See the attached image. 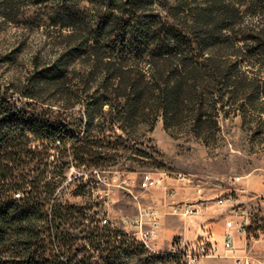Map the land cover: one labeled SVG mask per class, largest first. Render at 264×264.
Returning <instances> with one entry per match:
<instances>
[{
    "label": "trees",
    "instance_id": "trees-1",
    "mask_svg": "<svg viewBox=\"0 0 264 264\" xmlns=\"http://www.w3.org/2000/svg\"><path fill=\"white\" fill-rule=\"evenodd\" d=\"M0 15L51 46L0 87V264H124L138 250L62 198L66 170L147 156L160 118L211 145L239 117L264 145V0H0Z\"/></svg>",
    "mask_w": 264,
    "mask_h": 264
},
{
    "label": "rangeland",
    "instance_id": "rangeland-1",
    "mask_svg": "<svg viewBox=\"0 0 264 264\" xmlns=\"http://www.w3.org/2000/svg\"><path fill=\"white\" fill-rule=\"evenodd\" d=\"M27 12L28 18L33 10L28 9ZM50 52L51 46L44 27L19 20L8 22L0 15L2 89L23 82L31 69L33 58L36 55L45 57ZM5 58L8 60L4 61ZM15 96L18 98L20 94ZM140 142H143L142 146L137 149L145 151L147 156L128 153L131 158L108 164L101 171L78 163H72L66 170L67 182L72 184L69 187L64 185L62 198L81 206L92 205L88 217L95 220L94 226H99L102 217L106 216L115 222L118 230L109 229L111 241L117 232L122 231V220L137 213L134 196L143 203L162 202L164 194L175 189L178 200L187 197L193 199L198 185L205 189L210 198L229 193L239 199L244 196L258 197L264 190V145L252 141L239 117L220 119V132L211 145L190 134L165 130L161 118L154 130L140 138ZM180 173L185 174L191 182L179 183L177 175ZM145 175L161 180L165 189L142 191L138 185ZM129 179H136L137 184L128 185ZM223 211L213 207L203 218L167 217L159 246L169 245L180 235L193 240L200 233V225L203 230H210L221 246L225 233L222 226L225 227L221 214ZM220 222L222 224H218ZM259 229L264 231V215L261 214L253 216L248 232L255 235ZM232 235L235 237V247L239 248L241 242L236 232L233 231ZM261 248L256 246L258 256L264 254ZM126 251L124 264H164L169 261L167 252H155L148 256V253L141 251ZM228 257L204 260L201 264H234Z\"/></svg>",
    "mask_w": 264,
    "mask_h": 264
},
{
    "label": "built area",
    "instance_id": "built-area-1",
    "mask_svg": "<svg viewBox=\"0 0 264 264\" xmlns=\"http://www.w3.org/2000/svg\"><path fill=\"white\" fill-rule=\"evenodd\" d=\"M177 179L182 184L191 182L183 173L178 174ZM127 183L132 186L137 184L136 179H129ZM138 186L145 192L165 189L161 180L150 175H145ZM243 198L244 200L240 201L231 193L210 198L199 185L194 190L193 199L187 197L178 200L175 189L165 193L162 202L143 203L139 197L134 196L137 213L122 220V231L117 232L113 239L123 242L127 248H136L138 251L148 253V256L155 252H168L169 261L163 262L164 264H201L204 260L226 258L227 255L234 264H264V254L258 256L256 250V246L259 245L264 253V231L259 229L255 235L248 232L253 216L264 215V198L257 196ZM213 207L224 210L221 214L225 221V233L221 246L210 230H203L201 225L200 233L193 240L180 235L169 245L159 246L158 241L167 217L203 218ZM100 226L111 231L118 230L116 223L108 216L102 217ZM233 231L241 242L239 248L235 247Z\"/></svg>",
    "mask_w": 264,
    "mask_h": 264
},
{
    "label": "crops",
    "instance_id": "crops-1",
    "mask_svg": "<svg viewBox=\"0 0 264 264\" xmlns=\"http://www.w3.org/2000/svg\"><path fill=\"white\" fill-rule=\"evenodd\" d=\"M258 197L264 198V190L260 192V194L258 195ZM243 200H244V198H241V199H240V201H243ZM263 213H264V207H263ZM218 224H222V222H220V223H218ZM222 226H223V229H224L225 227H224L223 224H222ZM224 230H225V229H224ZM214 238H215V237H214ZM215 240H216V238H215ZM216 241H217V240H216ZM222 241H223V239H222Z\"/></svg>",
    "mask_w": 264,
    "mask_h": 264
},
{
    "label": "bare ground",
    "instance_id": "bare-ground-1",
    "mask_svg": "<svg viewBox=\"0 0 264 264\" xmlns=\"http://www.w3.org/2000/svg\"><path fill=\"white\" fill-rule=\"evenodd\" d=\"M157 253H159V252H157ZM163 254H164V253H163ZM166 254H167V256H169V253H168V252H167Z\"/></svg>",
    "mask_w": 264,
    "mask_h": 264
}]
</instances>
